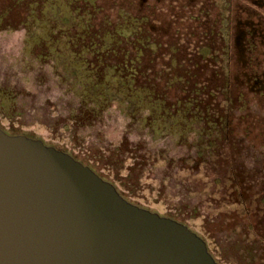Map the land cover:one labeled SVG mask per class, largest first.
Instances as JSON below:
<instances>
[{"label":"rangeland","instance_id":"rangeland-1","mask_svg":"<svg viewBox=\"0 0 264 264\" xmlns=\"http://www.w3.org/2000/svg\"><path fill=\"white\" fill-rule=\"evenodd\" d=\"M84 1L50 0L46 7L50 22L57 13L67 19L78 14L75 7H84ZM92 3L102 6L112 20L118 19L119 12L148 15L168 25L164 34L169 37L179 31L195 42L215 38L211 41L217 44L218 54L210 57L208 48L200 49L204 58L215 60L220 76L214 80L232 100L226 164L216 160L219 168L213 164L210 176L194 166L198 146L205 149V143L218 135L216 131L202 134L195 128L199 122L182 124L175 134L157 125L153 133L144 121L132 119L116 104L97 122L77 126L75 89L52 63L36 58L29 49L28 28L37 29L22 23L4 26L8 21L0 23V126L99 161L101 168L107 160L119 162L123 168L108 165L103 171L117 172L129 200L163 215L182 216L221 264H264V43H260L264 38L252 36L247 23L264 28V0ZM240 20L246 22L243 29ZM226 175L230 181L225 185Z\"/></svg>","mask_w":264,"mask_h":264},{"label":"trees","instance_id":"trees-1","mask_svg":"<svg viewBox=\"0 0 264 264\" xmlns=\"http://www.w3.org/2000/svg\"><path fill=\"white\" fill-rule=\"evenodd\" d=\"M49 1L4 0L0 23L8 21L4 26L22 23L43 31L38 36L28 28L29 49L36 58L52 63L60 77L75 89L77 106L73 121L77 126L97 122L116 104L132 119L144 121L153 133L157 125L175 134L178 126L199 122L195 128L202 134L216 131L220 136L205 143V149L197 145L196 159H199L194 160V166L210 176L213 164L219 168L216 160L221 159L226 164L229 156L224 147L230 144L233 107L230 97L214 80L215 76H220L214 68L218 66L214 65L215 61L178 50L176 44H170L171 39L162 37L144 16L119 12L118 19L112 20L109 14H104V8L92 0L84 1V7H75L79 13L68 19L57 13V19L53 18L51 23L52 15L46 8ZM202 61L209 64V68L202 67ZM224 136L227 137L225 142ZM71 153L114 182L123 193L126 184L117 177V172L108 170L110 173L106 174L103 171L108 165L114 170L123 168L119 162L107 160L101 168L99 161L94 163L92 159ZM227 181L230 178L226 175L222 183L226 185ZM173 217L189 224L179 214Z\"/></svg>","mask_w":264,"mask_h":264},{"label":"water","instance_id":"water-1","mask_svg":"<svg viewBox=\"0 0 264 264\" xmlns=\"http://www.w3.org/2000/svg\"><path fill=\"white\" fill-rule=\"evenodd\" d=\"M0 264H221L188 224L42 138L0 126Z\"/></svg>","mask_w":264,"mask_h":264},{"label":"flooded vegetation","instance_id":"flooded-vegetation-1","mask_svg":"<svg viewBox=\"0 0 264 264\" xmlns=\"http://www.w3.org/2000/svg\"><path fill=\"white\" fill-rule=\"evenodd\" d=\"M104 14H107L106 11H104ZM141 16H144L146 18V21L152 26V28L154 30H157L158 33H160V35L162 37H165L167 39H171V41H169L170 44L172 43H175L176 44V48H178V50H181L182 52H185L187 54H196V55H204L203 52H201V49H200V46H202L201 48L202 49H206L208 48V54L207 56H214L218 53H216V48H217V44L215 45L212 41L215 39L213 38V40L211 41L210 39H205L204 41H190V40H186L184 36H181V34H179V31H177V34L173 35V36H167L164 34V31H166L168 29V25H166L165 23H159L158 21L156 22V19L148 16V15H141ZM155 23L157 25H155ZM245 23L244 21H238V24L240 25V27L243 29L245 27ZM249 27H251L252 29V36H257L259 35L260 38H264V28H261L260 26L258 25H254L252 26V23H249ZM197 38V37H196ZM261 39V40H262ZM198 40V38H197ZM260 40V41H261ZM172 42V43H171ZM264 43V40L261 41L260 43ZM169 47H166L165 46V49H168ZM218 50V49H217ZM211 52V53H209ZM206 54V53H205ZM214 60V59H213ZM210 59V61H213ZM215 61V60H214ZM211 65V64H210ZM215 65V64H214ZM202 67H205V68H209V64H204V65H201ZM213 66V65H211ZM218 66L215 65L214 68H217ZM123 194V193H122ZM124 195V194H123ZM125 196V195H124Z\"/></svg>","mask_w":264,"mask_h":264}]
</instances>
